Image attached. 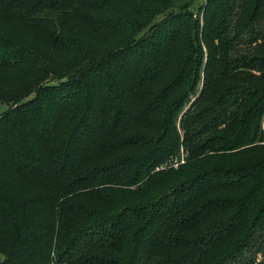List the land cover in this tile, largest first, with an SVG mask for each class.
Here are the masks:
<instances>
[{
    "label": "trees",
    "instance_id": "trees-1",
    "mask_svg": "<svg viewBox=\"0 0 264 264\" xmlns=\"http://www.w3.org/2000/svg\"><path fill=\"white\" fill-rule=\"evenodd\" d=\"M194 1L0 0V264H264V0Z\"/></svg>",
    "mask_w": 264,
    "mask_h": 264
},
{
    "label": "rangeland",
    "instance_id": "rangeland-1",
    "mask_svg": "<svg viewBox=\"0 0 264 264\" xmlns=\"http://www.w3.org/2000/svg\"><path fill=\"white\" fill-rule=\"evenodd\" d=\"M205 0H195L189 7V9L194 13L195 17L199 16L201 18V12H200V6L204 4ZM6 109V104L0 103V113L5 111ZM263 132H264V117L262 121V126H261ZM180 160H183L185 158V154L180 150ZM176 168V167H175Z\"/></svg>",
    "mask_w": 264,
    "mask_h": 264
},
{
    "label": "built area",
    "instance_id": "built-area-1",
    "mask_svg": "<svg viewBox=\"0 0 264 264\" xmlns=\"http://www.w3.org/2000/svg\"><path fill=\"white\" fill-rule=\"evenodd\" d=\"M183 161L182 160H180V162L179 163H182ZM171 166H173V167H176L177 166V162H176V160H174L173 161V163L171 164Z\"/></svg>",
    "mask_w": 264,
    "mask_h": 264
}]
</instances>
